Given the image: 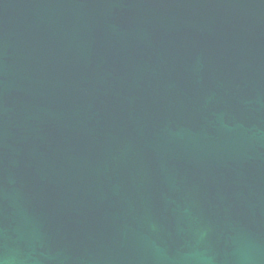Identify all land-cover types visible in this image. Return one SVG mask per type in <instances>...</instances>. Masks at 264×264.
<instances>
[{
  "label": "water",
  "instance_id": "95a60500",
  "mask_svg": "<svg viewBox=\"0 0 264 264\" xmlns=\"http://www.w3.org/2000/svg\"><path fill=\"white\" fill-rule=\"evenodd\" d=\"M0 264H264V0H0Z\"/></svg>",
  "mask_w": 264,
  "mask_h": 264
}]
</instances>
